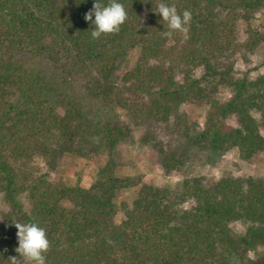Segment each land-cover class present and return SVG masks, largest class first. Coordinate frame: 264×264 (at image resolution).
<instances>
[{"label":"trees","instance_id":"1","mask_svg":"<svg viewBox=\"0 0 264 264\" xmlns=\"http://www.w3.org/2000/svg\"><path fill=\"white\" fill-rule=\"evenodd\" d=\"M94 2L0 0V193L7 205L0 211V264L18 256L16 222L46 230V264H264L256 251L264 247V178L226 174L206 184L190 175L155 185L119 175L115 149L131 139V127L45 71H59L85 97L138 120L165 124L172 117L174 130L197 151L235 148L249 162L264 150V72L237 76L235 63L248 65L264 48V0H163L192 14L187 34L170 39L162 37L169 29L156 13L162 0H120L128 13L120 32L93 39L84 14ZM132 49V68L118 76ZM35 60L44 67L32 66ZM221 88L230 94L223 101L215 96ZM186 102L208 106L202 126L179 112ZM231 114L237 125L227 120ZM143 140L153 141L165 173L187 165L186 152ZM65 154H105L106 161L83 186L80 178L49 177ZM137 184L130 202L116 201Z\"/></svg>","mask_w":264,"mask_h":264},{"label":"rangeland","instance_id":"2","mask_svg":"<svg viewBox=\"0 0 264 264\" xmlns=\"http://www.w3.org/2000/svg\"><path fill=\"white\" fill-rule=\"evenodd\" d=\"M142 13L145 15L146 10ZM263 18L262 14L257 15L258 23ZM138 54V49H132L126 59L123 60L119 74L120 76L125 70L132 68L134 60ZM37 68L44 67L42 63L35 60L32 64ZM236 74L241 76L246 72L249 75L255 76L258 73L264 72V48H259L252 57L251 63L243 65L239 60L235 63ZM45 71L53 75V77L63 82L62 78L66 79V84L70 87V91L77 93L81 96L87 105L96 109L103 115L109 116L111 119L126 123L131 127V139L120 142L115 149V158L117 165V173L119 175H129L134 179L141 177V181L160 185L162 183H173L176 180L190 175H197L204 178L206 184L220 178L226 174H237L241 176L254 175L264 178V150L253 155L249 162L242 161L238 158L237 149L233 148L226 153L219 155L217 152L210 150L197 151L190 146L178 132L174 130L173 118L165 124L155 123L154 121L144 122L138 120L122 107L116 105H108L100 101L91 100L85 97V94L79 89L78 83L68 78L62 77V73L46 67ZM229 92L226 88H221L216 93V98L220 101L229 97ZM208 106L205 103L186 102L181 104L179 112L186 113L190 120H194L203 125L204 115ZM227 120L232 125H237L235 115L231 114ZM264 136V126L261 129ZM145 137H150L152 140H161L166 147L175 148L179 152H186L189 161L185 168L180 171L172 173H165L164 170L158 165L156 150L152 147V142H144ZM106 161L105 154L92 155L89 158H80L72 154H65L56 162L55 170L49 172V177L62 176L68 182H74L77 178L81 179L83 186H88L100 166ZM35 166L40 171H47L46 165L40 158L34 159ZM140 184L134 187L127 188L119 193L116 201L130 202L135 196ZM19 199L25 209L29 208L28 198L26 194H19ZM186 207L190 205L189 202L184 204ZM7 209L4 202L3 195L0 193V211ZM121 213L116 216L119 221ZM236 232L241 233L244 231V226L240 223L233 225ZM256 251L264 254V247L258 246ZM254 257L252 252L249 253Z\"/></svg>","mask_w":264,"mask_h":264},{"label":"clouds","instance_id":"3","mask_svg":"<svg viewBox=\"0 0 264 264\" xmlns=\"http://www.w3.org/2000/svg\"><path fill=\"white\" fill-rule=\"evenodd\" d=\"M156 13L167 23L169 29L161 33L162 37L170 39L174 32L187 34L192 20L189 10L178 12L175 4L168 5L162 0L157 5ZM84 19L93 26L91 37L99 39L102 34L119 33L128 19V13L120 0H107L106 4L95 0L92 8L84 14ZM14 226L17 229L18 246L15 252L18 256H10V264H46V254L51 247L46 230L35 222H16Z\"/></svg>","mask_w":264,"mask_h":264}]
</instances>
